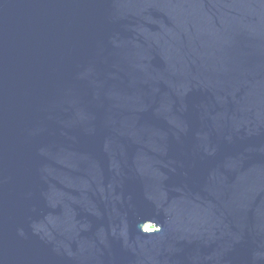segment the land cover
Returning a JSON list of instances; mask_svg holds the SVG:
<instances>
[{"label":"water","instance_id":"water-1","mask_svg":"<svg viewBox=\"0 0 264 264\" xmlns=\"http://www.w3.org/2000/svg\"><path fill=\"white\" fill-rule=\"evenodd\" d=\"M0 264H264V0H0Z\"/></svg>","mask_w":264,"mask_h":264},{"label":"rangeland","instance_id":"rangeland-1","mask_svg":"<svg viewBox=\"0 0 264 264\" xmlns=\"http://www.w3.org/2000/svg\"><path fill=\"white\" fill-rule=\"evenodd\" d=\"M144 229L145 230H148V231H151V230H153V226H151V225H146L145 227H144Z\"/></svg>","mask_w":264,"mask_h":264}]
</instances>
